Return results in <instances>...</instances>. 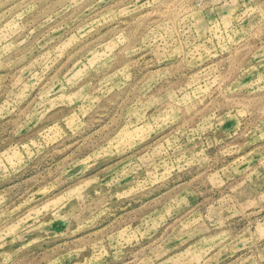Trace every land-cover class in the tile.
I'll list each match as a JSON object with an SVG mask.
<instances>
[{
	"label": "rangeland",
	"instance_id": "obj_1",
	"mask_svg": "<svg viewBox=\"0 0 264 264\" xmlns=\"http://www.w3.org/2000/svg\"><path fill=\"white\" fill-rule=\"evenodd\" d=\"M0 264H264V0H0Z\"/></svg>",
	"mask_w": 264,
	"mask_h": 264
}]
</instances>
